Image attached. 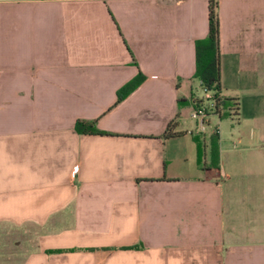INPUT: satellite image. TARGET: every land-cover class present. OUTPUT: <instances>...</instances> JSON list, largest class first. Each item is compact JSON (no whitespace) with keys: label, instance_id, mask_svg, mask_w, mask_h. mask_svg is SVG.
<instances>
[{"label":"crops","instance_id":"1","mask_svg":"<svg viewBox=\"0 0 264 264\" xmlns=\"http://www.w3.org/2000/svg\"><path fill=\"white\" fill-rule=\"evenodd\" d=\"M217 15L237 107L197 131L207 0H0V264H264V0Z\"/></svg>","mask_w":264,"mask_h":264},{"label":"trees","instance_id":"2","mask_svg":"<svg viewBox=\"0 0 264 264\" xmlns=\"http://www.w3.org/2000/svg\"><path fill=\"white\" fill-rule=\"evenodd\" d=\"M218 15L217 0H207V31L205 36L193 41L194 71L193 74L199 79V84L206 90H212V108L218 116L229 115L235 112L237 102L232 97L219 94L218 82ZM143 78L138 70L136 73L120 85L115 91L114 103L123 98ZM231 113V114H232ZM73 127L81 133H103L95 126V119L76 118ZM208 146L211 164L217 163V134L216 131L208 135Z\"/></svg>","mask_w":264,"mask_h":264},{"label":"built area","instance_id":"3","mask_svg":"<svg viewBox=\"0 0 264 264\" xmlns=\"http://www.w3.org/2000/svg\"><path fill=\"white\" fill-rule=\"evenodd\" d=\"M202 91V96H194L191 99L192 105L190 109V116L196 120L195 129L197 131H202L206 124L208 125L209 114H216V112L212 108L213 91L206 90L204 88H202ZM213 131H216V129L213 128Z\"/></svg>","mask_w":264,"mask_h":264},{"label":"rangeland","instance_id":"4","mask_svg":"<svg viewBox=\"0 0 264 264\" xmlns=\"http://www.w3.org/2000/svg\"><path fill=\"white\" fill-rule=\"evenodd\" d=\"M195 94L198 95V96H202V94H203L202 88L196 86V87H195ZM220 117L222 118V121H223V120H224V117H223V116H220ZM221 118H219L218 122L220 121ZM183 121H185L187 124H189V125L192 126V127L194 126V119L191 118V117L185 118V119H183ZM216 122H217V120H216L215 118H213V117L210 118V121H209L210 125L207 126V127L205 128V130H204L205 135H207V133H208L210 127L212 128V127H213V124H215ZM220 123H221V122H220ZM206 125H207V124H206ZM220 125H221V124H220ZM213 128H214V127H213Z\"/></svg>","mask_w":264,"mask_h":264}]
</instances>
